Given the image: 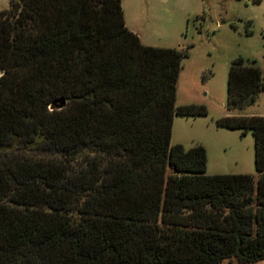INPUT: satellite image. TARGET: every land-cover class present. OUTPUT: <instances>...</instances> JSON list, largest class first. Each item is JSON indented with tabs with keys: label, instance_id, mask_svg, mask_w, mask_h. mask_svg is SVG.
<instances>
[{
	"label": "trees",
	"instance_id": "1",
	"mask_svg": "<svg viewBox=\"0 0 264 264\" xmlns=\"http://www.w3.org/2000/svg\"><path fill=\"white\" fill-rule=\"evenodd\" d=\"M186 56L143 45L121 0L0 10V264L264 259V117L215 121L251 133L255 177L205 174L202 145L169 143L174 115L207 113L174 106ZM262 90L253 62L231 61L226 110Z\"/></svg>",
	"mask_w": 264,
	"mask_h": 264
},
{
	"label": "rangeland",
	"instance_id": "2",
	"mask_svg": "<svg viewBox=\"0 0 264 264\" xmlns=\"http://www.w3.org/2000/svg\"><path fill=\"white\" fill-rule=\"evenodd\" d=\"M10 0H0V10ZM125 26L143 45L182 48L174 106L202 104L206 115H174L170 145L206 152L205 174L256 173L250 132L216 127L226 116L264 117V90L242 109L226 110V79L232 60L241 57L264 73V0H121ZM169 172V170H167ZM218 264H239L235 258ZM249 264H264V259Z\"/></svg>",
	"mask_w": 264,
	"mask_h": 264
},
{
	"label": "water",
	"instance_id": "3",
	"mask_svg": "<svg viewBox=\"0 0 264 264\" xmlns=\"http://www.w3.org/2000/svg\"><path fill=\"white\" fill-rule=\"evenodd\" d=\"M57 107H58V108L63 107V100L60 99V100L58 101V105H57Z\"/></svg>",
	"mask_w": 264,
	"mask_h": 264
}]
</instances>
